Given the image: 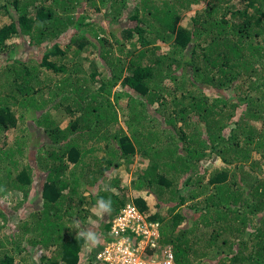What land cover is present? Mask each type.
Segmentation results:
<instances>
[{
	"label": "trees",
	"instance_id": "1",
	"mask_svg": "<svg viewBox=\"0 0 264 264\" xmlns=\"http://www.w3.org/2000/svg\"><path fill=\"white\" fill-rule=\"evenodd\" d=\"M128 204L176 264H264V0H0V264H101Z\"/></svg>",
	"mask_w": 264,
	"mask_h": 264
},
{
	"label": "built area",
	"instance_id": "2",
	"mask_svg": "<svg viewBox=\"0 0 264 264\" xmlns=\"http://www.w3.org/2000/svg\"><path fill=\"white\" fill-rule=\"evenodd\" d=\"M111 228L114 235L106 242L98 259L102 264H176L173 250L162 246L161 228L148 222L137 208L128 204ZM135 223H141V225ZM134 226V227H133ZM129 230V231H128Z\"/></svg>",
	"mask_w": 264,
	"mask_h": 264
},
{
	"label": "rangeland",
	"instance_id": "3",
	"mask_svg": "<svg viewBox=\"0 0 264 264\" xmlns=\"http://www.w3.org/2000/svg\"><path fill=\"white\" fill-rule=\"evenodd\" d=\"M199 7H201V6H199ZM199 7L192 6L191 9L188 12H185V14H184L183 17H186L187 14H193V11H195ZM129 24L131 26L133 25L132 22H130ZM112 42H114L113 39H112ZM161 45H162L161 46L162 47V50L169 51V49H168L169 44L168 43L167 44H161ZM74 48H77V47L74 45ZM128 48H130V46H128ZM88 50H90V48ZM130 50H133V48L131 47ZM83 53L84 54H87L86 52H83ZM115 55H118V51L117 50H115ZM11 56H12V53L8 52L4 56V58L1 59L2 62H4L5 58L11 57ZM95 61H96V63H98L99 66L102 65L101 64L102 61L100 59H97ZM67 124H68V120L67 119H64L62 122H60L61 127H65ZM11 139H12V136H11ZM28 154H30V153L28 152L27 155ZM140 160L141 159H140V156L139 155H137V156L134 157V160H133L132 163L123 162L124 161L123 160L120 168L118 169L119 171L117 170V172H116V174L119 177H120V175H122L123 182L125 184H127L128 187H131V191L133 190L132 188H133L134 180H136V178H137L136 168L138 167L139 170H141L142 168L144 169L146 167V164L145 165H142L141 164L142 162L140 163ZM86 162L90 163L91 162V159L86 158ZM112 174H113V172H112ZM112 174L110 176H113ZM35 185H36V182H35ZM19 193H16L15 196H12L11 195V197L8 199L9 200V203H8L9 204V207L16 214L17 213H20V211L21 212H25L24 215L29 214L30 213V210H28V209H25L24 210L25 204L24 205L22 204V205L16 206L17 203L23 201L22 195H20L21 193L20 194ZM144 196H146V195L144 194ZM32 197H34V198H32ZM149 200L151 201L150 198H149ZM28 202L30 203V206L33 207L34 211L37 210V209L39 210L41 208L40 201H39V197L36 196V195H33L32 194L31 197L28 198ZM152 211L154 212V211H156V209H153ZM11 215L12 216H15L13 213ZM118 217H119V215L114 218V220H113V226H114L115 221L117 219H119ZM260 219H261V217H257L256 218V222L258 220H260ZM9 220H10V218H9ZM15 220L14 221L10 220V222H9L10 223V227H4V230L3 231L6 232V233H9V231L11 229H13L11 227H15L16 228V231L17 230H20V229H18L19 225H18L17 222H15ZM98 222H99V220H97V219H95V220H91L90 219V224H88V222H87V224H85V227H84V228H86V229H84V233L86 235V246H87L86 247L85 254L87 256H89V257L95 256V259H96L95 261H97V262L98 261H101V260H99L100 258L98 259V256L101 255V252L103 251L104 247L106 246L105 244L107 242V240H105V235L103 234V232L98 229V227H99V223ZM1 230H2V228L0 227V231ZM203 237L206 238L207 236H203ZM16 259H17V264H27V262L24 261L25 258L23 256L17 257ZM32 259L35 262L34 258H32ZM18 260H21L22 263H20ZM83 264H89V263L87 261H84Z\"/></svg>",
	"mask_w": 264,
	"mask_h": 264
}]
</instances>
